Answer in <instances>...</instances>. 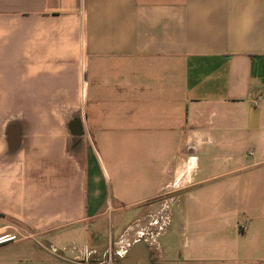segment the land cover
Segmentation results:
<instances>
[{
    "label": "crops",
    "instance_id": "obj_1",
    "mask_svg": "<svg viewBox=\"0 0 264 264\" xmlns=\"http://www.w3.org/2000/svg\"><path fill=\"white\" fill-rule=\"evenodd\" d=\"M0 264H264V0H0Z\"/></svg>",
    "mask_w": 264,
    "mask_h": 264
},
{
    "label": "built area",
    "instance_id": "obj_2",
    "mask_svg": "<svg viewBox=\"0 0 264 264\" xmlns=\"http://www.w3.org/2000/svg\"><path fill=\"white\" fill-rule=\"evenodd\" d=\"M16 239H17L16 235L8 234V233L5 234L0 233V245L14 241Z\"/></svg>",
    "mask_w": 264,
    "mask_h": 264
},
{
    "label": "water",
    "instance_id": "obj_3",
    "mask_svg": "<svg viewBox=\"0 0 264 264\" xmlns=\"http://www.w3.org/2000/svg\"><path fill=\"white\" fill-rule=\"evenodd\" d=\"M123 264H153L151 262H137L131 259H128L126 262H124Z\"/></svg>",
    "mask_w": 264,
    "mask_h": 264
},
{
    "label": "trees",
    "instance_id": "obj_4",
    "mask_svg": "<svg viewBox=\"0 0 264 264\" xmlns=\"http://www.w3.org/2000/svg\"><path fill=\"white\" fill-rule=\"evenodd\" d=\"M3 216L2 215H0V218H2Z\"/></svg>",
    "mask_w": 264,
    "mask_h": 264
}]
</instances>
